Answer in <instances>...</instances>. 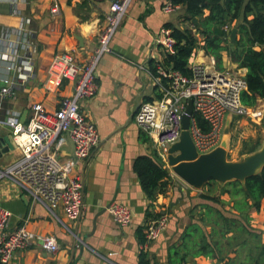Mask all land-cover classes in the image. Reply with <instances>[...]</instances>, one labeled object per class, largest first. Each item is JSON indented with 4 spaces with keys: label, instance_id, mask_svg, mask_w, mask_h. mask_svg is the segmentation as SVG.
<instances>
[{
    "label": "crops",
    "instance_id": "1",
    "mask_svg": "<svg viewBox=\"0 0 264 264\" xmlns=\"http://www.w3.org/2000/svg\"><path fill=\"white\" fill-rule=\"evenodd\" d=\"M57 1L60 6L58 16L50 12L52 0H0V54L11 56L10 60L0 57V87L13 79L16 74L14 64L20 63L22 57H29L31 71L26 80L18 82L14 95L0 96V118L15 114L21 122H26L33 103H41L49 111L56 109L61 97L72 94L74 84L64 80L56 92L44 90L42 84L51 58L55 54L71 53L78 61H84L97 46L109 1ZM168 1H131L111 40V52L103 56L96 68V94L81 103V110L94 122L100 139L91 154L78 160L72 170V175H78L83 181V214L77 220H69L59 207L56 210L58 218H55L41 204L34 203L20 186L7 178L0 179V206L10 212L9 229L25 224L34 233L52 234L59 245L55 253L46 252L39 246L17 250L8 264H138L140 250L145 252L149 264H172L171 259L177 258L176 250L183 256L182 264H250V249L244 242L248 234L241 230L251 227L264 243V200L259 210L248 209L251 214L246 222L242 216H237L240 212L231 208V199L222 193L223 188L211 193L209 190L217 185L207 182L208 187L196 191L177 177L168 165V150L164 152L155 146L153 137L135 123L139 105L160 97L153 79L155 74L150 71L148 62L151 59L159 61L164 56L159 42L162 28H169L171 33L173 27L189 29L196 35L198 46L188 59V68L192 62H209L210 55L203 48V37L199 32L201 19L191 18L179 4L174 11L164 12L162 7ZM229 34V43L235 46L237 28L235 43L230 41ZM222 68H238L246 74L248 71L232 62L226 51L222 52ZM263 102L264 99L258 97L256 105L248 107L264 114ZM247 119H251L250 116H233L231 125L243 126L248 124ZM253 120L258 123L261 118ZM5 132L12 133L11 128L0 124V133ZM252 140L251 143L260 144V139ZM15 145L0 153V168L21 157V149ZM72 150V143L67 138L59 149L60 158L67 159ZM142 155L157 160L170 175L164 194L152 203L153 206L149 205L133 169L134 159ZM204 195H221L222 203L226 204L224 211L218 206L221 203L203 199ZM112 202L130 208L133 216L128 226L117 225L105 210ZM161 209L170 216L166 229L156 240L142 243L148 213L151 211L152 216ZM217 210L233 218L231 221L240 222L242 229L235 237L230 233L221 236L226 238L225 249L220 239L214 238L216 235L211 236L219 242L224 255L199 254L197 248L191 246V240L200 239L187 235V229L195 223L205 232H212ZM195 211L199 217L193 216ZM238 235L243 236L238 239Z\"/></svg>",
    "mask_w": 264,
    "mask_h": 264
},
{
    "label": "built area",
    "instance_id": "2",
    "mask_svg": "<svg viewBox=\"0 0 264 264\" xmlns=\"http://www.w3.org/2000/svg\"><path fill=\"white\" fill-rule=\"evenodd\" d=\"M97 46L84 61H78L71 53L55 54L47 67L42 84L45 91L56 92L63 81L73 82L69 96L59 99L54 110H47L41 103L29 107L26 122L14 114L0 118V124L11 128L15 143L21 149V157L10 165L0 168V179L7 178L20 186L34 203L41 204L52 216L58 218L56 210L61 207L69 220H77L85 210L83 181L72 170L78 160L91 154L99 144V134L93 121L81 110L83 100L95 96L98 85L96 68L106 53L111 52V40L118 31L122 19L132 0H108ZM177 4L168 1L162 7L171 12ZM50 12L60 15L57 0H52ZM163 54L174 52L175 40L169 28H162L159 40ZM18 55V54H17ZM10 60L11 56L1 53ZM30 59L22 57L15 62L13 79L0 87V96L14 95L18 82L28 78ZM153 75L160 97L139 105L134 120L138 128L153 137L155 146L164 152L179 140L182 130V113L187 101L192 100L189 133L198 154H204L220 144L225 118L233 116H264L242 102V93L247 89L246 73L241 69L220 68L213 56L202 64L192 62L190 75L156 64ZM67 138L71 141L72 155L60 158L59 149ZM105 210L120 227L132 222V212L124 204L112 202ZM169 213L165 209L150 217L144 224L145 243L156 240L166 229ZM10 212L0 206V264H8L17 250L39 246L49 253L59 249L52 234H37L25 224L9 229Z\"/></svg>",
    "mask_w": 264,
    "mask_h": 264
},
{
    "label": "trees",
    "instance_id": "3",
    "mask_svg": "<svg viewBox=\"0 0 264 264\" xmlns=\"http://www.w3.org/2000/svg\"><path fill=\"white\" fill-rule=\"evenodd\" d=\"M170 1L183 6L191 18L198 17L201 19L202 27L199 32L203 37V48L215 58L218 67L222 68V52L226 51L232 62L248 69L246 74L247 90L242 93V102L247 106H255L258 97L264 99V0ZM233 27L237 28L235 46H232L228 40L229 31ZM171 35L175 40L174 52L164 55L159 61L149 60V69L153 74H156V64L160 63L166 69L170 68L184 75H190V69L187 66L188 59L197 48L198 39L189 29L173 27ZM255 150L250 151L254 152ZM133 169L150 201L149 205L153 206L152 203H155L157 198L165 192L167 180L170 178L168 170L157 160L147 155L136 157L133 161ZM210 182L218 185V182L214 180H210ZM222 188V193H226L231 199V204L229 203L231 208L240 212L237 216L246 218L245 221L248 222L251 214L248 209L256 208L259 210L263 204L264 168L260 173L247 178L245 182L228 181ZM220 196L204 195L202 198L219 204L222 203ZM151 214L150 211L147 220ZM216 215L223 220L221 225L224 230L215 229V225L219 224L217 220L212 223V232H205L195 223L190 224V229H187V235H195L200 239V241L191 240V246L194 249L197 248L199 254L222 256L219 242L211 236H215L218 232L221 236H226L230 233L229 227L235 221H231L230 219L233 218L226 217L219 210L216 211ZM247 228L256 234L254 236H259L251 227H245V230H241V232L250 235ZM247 239L249 236L244 239L245 244L249 243ZM141 241L142 243L146 241L145 235ZM258 247L260 250L257 256L251 258L252 254H249L248 261L250 264H264V243H261V240L257 245ZM180 254V250L174 252L177 258L171 259L172 264H182L183 256ZM138 264H149L143 250H140Z\"/></svg>",
    "mask_w": 264,
    "mask_h": 264
},
{
    "label": "water",
    "instance_id": "4",
    "mask_svg": "<svg viewBox=\"0 0 264 264\" xmlns=\"http://www.w3.org/2000/svg\"><path fill=\"white\" fill-rule=\"evenodd\" d=\"M193 21L198 24L197 19ZM236 28H232L229 39L235 43ZM192 100L187 101L182 113V130L179 140L168 149V165L172 172L185 184L201 189L210 180L226 183L232 180L245 182L247 178L256 175L264 168V143L260 149L249 153L238 160L227 159L230 147V126L232 115L225 118L220 144L213 150L198 154L189 133ZM12 133H0V153L15 147Z\"/></svg>",
    "mask_w": 264,
    "mask_h": 264
},
{
    "label": "rangeland",
    "instance_id": "5",
    "mask_svg": "<svg viewBox=\"0 0 264 264\" xmlns=\"http://www.w3.org/2000/svg\"><path fill=\"white\" fill-rule=\"evenodd\" d=\"M263 104H264V102H263ZM250 118L251 119H247L248 124H245L243 126H241L240 124L230 126V147H229V150L227 152V159L238 160V159L242 158L243 156H245L249 153H252L250 150L260 149L261 143H264V116L260 117L261 120L258 123L253 120L254 118H252V117H250ZM252 138H256L258 140L260 139V141H259L260 144L251 143V142H254L252 140ZM241 149H242V152H241ZM224 184L225 183H219L218 182L217 187L214 186L212 188V190H209V192L216 193V191H218V190L220 191L222 189V187L224 186ZM206 185L207 184H205V187H208ZM194 189L196 191L200 190V189H196V188H194ZM213 189H215V190H213ZM225 205H226L225 203H221V205H218V206L221 207V209H223V211H224ZM166 208H167V206H166ZM195 212L196 213H194L193 216L195 215V216L199 217L198 211H195ZM214 217L217 220V222L219 223V224L215 225V229L218 231L224 230L222 225H221L223 220L221 219V217L216 215V211H215ZM240 218H242V217L240 216ZM208 226H211V224H208ZM241 226H240V222H238L236 220H235V222H233V224L229 227L231 237H232V235L235 237L237 233H240ZM208 229H209V227H208ZM248 231L250 233V235H248L249 239H250L248 246L250 249V254H252L251 258H253V257L257 256L259 253L260 247L257 248V245L260 243L261 239L259 236H254L256 234L254 232H252L251 230L248 229ZM215 235L216 236L214 238L220 239L221 245L223 246V249H225L226 238L221 237L219 232L216 233ZM242 236L243 235H238V239H241ZM230 241H232V240H230ZM236 243L237 242L234 239V244H236ZM253 248H255L256 250L254 251ZM221 254L224 255L223 253H221Z\"/></svg>",
    "mask_w": 264,
    "mask_h": 264
}]
</instances>
